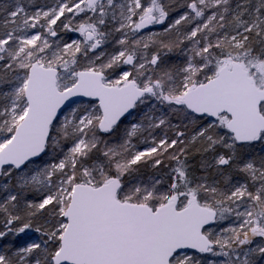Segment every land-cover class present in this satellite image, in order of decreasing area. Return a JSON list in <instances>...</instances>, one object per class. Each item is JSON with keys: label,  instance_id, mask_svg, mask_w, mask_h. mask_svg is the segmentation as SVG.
Returning a JSON list of instances; mask_svg holds the SVG:
<instances>
[{"label": "snow or ice", "instance_id": "obj_1", "mask_svg": "<svg viewBox=\"0 0 264 264\" xmlns=\"http://www.w3.org/2000/svg\"><path fill=\"white\" fill-rule=\"evenodd\" d=\"M0 264H264V0H0Z\"/></svg>", "mask_w": 264, "mask_h": 264}, {"label": "trees", "instance_id": "obj_2", "mask_svg": "<svg viewBox=\"0 0 264 264\" xmlns=\"http://www.w3.org/2000/svg\"><path fill=\"white\" fill-rule=\"evenodd\" d=\"M39 2L43 3V2H44V0H39ZM48 2H49V3H51V2H52V0H48ZM147 175H148V172H147V170H146V172H145V178H147Z\"/></svg>", "mask_w": 264, "mask_h": 264}]
</instances>
